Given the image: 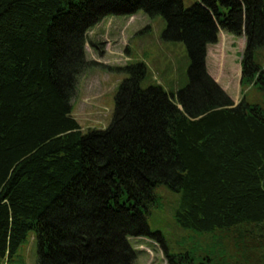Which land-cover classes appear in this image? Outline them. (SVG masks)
Segmentation results:
<instances>
[{"label":"trees","instance_id":"16d2710c","mask_svg":"<svg viewBox=\"0 0 264 264\" xmlns=\"http://www.w3.org/2000/svg\"><path fill=\"white\" fill-rule=\"evenodd\" d=\"M140 10L163 15L164 38L186 44L189 83L176 101L143 89L145 67L129 65L111 124L84 132L72 99L91 65L87 32ZM220 30L245 33L241 87L264 88L255 62L264 0H0V261L34 231L38 264L131 263L129 239L153 235L147 216L161 184L182 195V227L251 225L261 241L264 111L245 97L236 104L208 73Z\"/></svg>","mask_w":264,"mask_h":264},{"label":"rangeland","instance_id":"374dc122","mask_svg":"<svg viewBox=\"0 0 264 264\" xmlns=\"http://www.w3.org/2000/svg\"><path fill=\"white\" fill-rule=\"evenodd\" d=\"M203 0H182L190 8ZM168 27L163 15L140 10L133 15H109L88 30L86 58L91 65L79 76L72 99V116L84 132L107 128L114 117L115 98L129 73V65L142 64L146 75L141 87H162L177 101L178 92L189 83L191 58L183 41L164 38ZM175 35V33H172ZM245 33L239 37L220 30L218 42L206 49V69L218 85L238 104L244 97L264 111V88L253 84L241 87L242 54ZM255 62L264 69V47L255 52ZM154 193L157 204L147 216L153 235L130 238L134 259L128 264H264L263 236L257 242L251 225L200 232L185 228L176 221L181 193L166 184ZM188 255L190 257H188ZM0 264H38V241L30 231L25 242L9 259Z\"/></svg>","mask_w":264,"mask_h":264}]
</instances>
